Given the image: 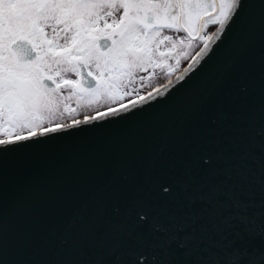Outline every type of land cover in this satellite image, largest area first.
<instances>
[{"label": "water", "instance_id": "obj_1", "mask_svg": "<svg viewBox=\"0 0 264 264\" xmlns=\"http://www.w3.org/2000/svg\"><path fill=\"white\" fill-rule=\"evenodd\" d=\"M242 4L138 110L0 153V264H132L153 239L137 214L165 208L220 241L228 189L264 221V0Z\"/></svg>", "mask_w": 264, "mask_h": 264}, {"label": "snow or ice", "instance_id": "obj_2", "mask_svg": "<svg viewBox=\"0 0 264 264\" xmlns=\"http://www.w3.org/2000/svg\"><path fill=\"white\" fill-rule=\"evenodd\" d=\"M242 7V0H0V153L138 110L171 86L199 43L183 68L188 73ZM157 69L167 84L145 91ZM99 104L106 107L75 118ZM65 113L70 122H63ZM211 160L201 158L205 165ZM225 196L229 214L216 242L202 243L183 214L166 208L154 217L137 214L136 228L147 225L153 239L151 252L132 264H264V221L249 212L253 201L232 189Z\"/></svg>", "mask_w": 264, "mask_h": 264}, {"label": "flooded vegetation", "instance_id": "obj_3", "mask_svg": "<svg viewBox=\"0 0 264 264\" xmlns=\"http://www.w3.org/2000/svg\"><path fill=\"white\" fill-rule=\"evenodd\" d=\"M215 26H210L209 30L207 31V34H210L211 31H213ZM170 34V33H166ZM199 43L195 45L192 49H189V59L188 60H181L179 68L176 69V71L173 72L171 78H173L175 75L181 73L183 71V68H185L189 62L191 61V56L195 55V52L199 50V47H201ZM174 67H175V58L169 61ZM167 82V78L164 76V74L161 72L160 69L156 70V73L154 76L151 77V79L146 81L147 87L145 88V91L151 90L152 87L156 85H163ZM74 106V105H73ZM106 107L105 105L99 104V105H94L90 108L88 107H82L81 109L78 110V114L75 116L77 119L83 118L85 114H94L97 110H103V108ZM93 109L95 111H93ZM66 117L70 118L71 116L68 115V113H65ZM70 120L64 119L63 122H70ZM56 122H62V121H56Z\"/></svg>", "mask_w": 264, "mask_h": 264}, {"label": "rangeland", "instance_id": "obj_4", "mask_svg": "<svg viewBox=\"0 0 264 264\" xmlns=\"http://www.w3.org/2000/svg\"><path fill=\"white\" fill-rule=\"evenodd\" d=\"M211 34V33H210ZM93 111H95L94 109H93ZM64 119H67V120H70V119H72V117H70V118H68V117H66V115L64 116ZM82 119V118H81ZM56 122V121H55Z\"/></svg>", "mask_w": 264, "mask_h": 264}]
</instances>
